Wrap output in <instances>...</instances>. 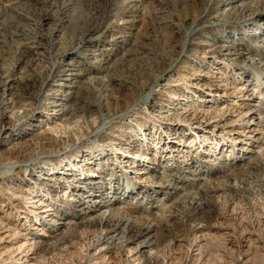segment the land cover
<instances>
[{"label":"rangeland","instance_id":"rangeland-1","mask_svg":"<svg viewBox=\"0 0 264 264\" xmlns=\"http://www.w3.org/2000/svg\"><path fill=\"white\" fill-rule=\"evenodd\" d=\"M0 264H264V0H0Z\"/></svg>","mask_w":264,"mask_h":264},{"label":"bare ground","instance_id":"bare-ground-1","mask_svg":"<svg viewBox=\"0 0 264 264\" xmlns=\"http://www.w3.org/2000/svg\"><path fill=\"white\" fill-rule=\"evenodd\" d=\"M187 41V40H186ZM186 46V43L184 44V47ZM153 94V90H151V92H149V93H147L146 95H145V98H144V101H147L150 97H151V95Z\"/></svg>","mask_w":264,"mask_h":264}]
</instances>
